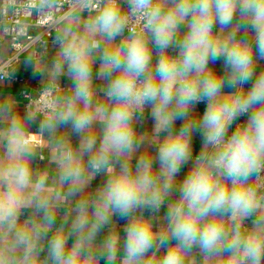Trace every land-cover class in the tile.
<instances>
[{"label": "clouds", "instance_id": "obj_1", "mask_svg": "<svg viewBox=\"0 0 264 264\" xmlns=\"http://www.w3.org/2000/svg\"><path fill=\"white\" fill-rule=\"evenodd\" d=\"M63 20L55 57L26 61L52 89L0 104V264H264V0H74Z\"/></svg>", "mask_w": 264, "mask_h": 264}, {"label": "built area", "instance_id": "obj_2", "mask_svg": "<svg viewBox=\"0 0 264 264\" xmlns=\"http://www.w3.org/2000/svg\"><path fill=\"white\" fill-rule=\"evenodd\" d=\"M73 3L74 0H59L55 8L48 9L40 6V0H1L0 38L9 40L12 53L0 62V80L24 83L20 95L25 108H35L45 90L52 89V83L31 86L26 77L17 73L18 65L30 53L37 61L47 57L51 46L56 44L58 30L64 25V14L72 8ZM130 24H135V21H130ZM68 88L56 83L55 94ZM254 182L264 192V173Z\"/></svg>", "mask_w": 264, "mask_h": 264}, {"label": "crops", "instance_id": "obj_3", "mask_svg": "<svg viewBox=\"0 0 264 264\" xmlns=\"http://www.w3.org/2000/svg\"><path fill=\"white\" fill-rule=\"evenodd\" d=\"M0 3H1V0H0ZM88 15H89V13L84 12L82 14V19L86 20ZM0 18H1V10H0ZM125 34H127V32H125ZM56 51H57V45L54 44L49 49L47 57H45L44 59H41L39 61H37L35 59H33V60L36 62L45 63V64L49 63L55 57ZM11 53H12V49H11L9 40L0 38V62H3L7 57H9L11 55ZM29 56H31L33 58L31 53L28 54L27 56H25V58L18 65L17 73L23 77H26L28 79V81H30L31 86H35L37 84H41V85L51 84L52 82L49 81L47 78H45L43 81H41L39 76H35L32 74V70L27 66V63H26ZM212 67L217 69V70H222L220 64L212 65ZM262 68H264V61L258 62L257 71L261 70ZM57 83L69 87V82L66 80H61ZM23 87H24L23 82H16V81H13L10 79L0 80V104L5 103V102H9L13 105V107L16 109L17 112L23 113L26 110L24 100L20 95V91ZM225 90L227 91V89H225ZM66 92L67 91H64L60 94L62 95ZM204 108H205V104H203V103H200L197 105L196 109L194 110L197 118L199 116V113L202 112V110ZM177 126H179V122H177ZM35 130H36V126H33V131H35ZM145 130H148V131L151 130V122L150 121L148 123H146ZM193 143H194L195 148H199L200 143H201L200 137L195 136L193 138ZM33 168L37 172H47L49 175V178H50V183H51L52 178L56 175L55 165H53L50 162L46 149L42 150L40 157H38L35 161H33ZM103 181H104V177L98 176L95 181H93L89 184L86 194L94 193L96 188L100 184H102ZM54 187L58 188L59 191H64V189L59 188L58 185H54ZM73 205H74V200H69L66 202H59L58 203V206H57V225L60 224L61 219L64 216V214L67 211H70L72 209ZM29 211L30 210H26L22 214V216L20 218L21 224H23L25 222V220H27L29 218ZM160 215L163 216V210L161 211ZM124 223H125V221L120 220L117 217H114L112 227L115 228L117 231H119L120 229H122ZM248 223L250 224V221ZM158 227L166 228L167 227L166 222L161 221L160 224H158ZM162 252H163V249L161 250V252L155 253L154 255L150 254L151 259L149 261V264H159V257L162 254ZM191 260H192V264H220V262L218 260L205 261L198 250L194 251ZM101 264H104V262L102 261Z\"/></svg>", "mask_w": 264, "mask_h": 264}]
</instances>
